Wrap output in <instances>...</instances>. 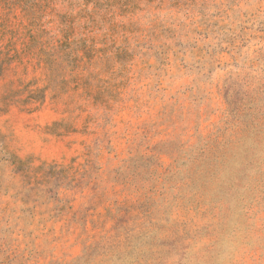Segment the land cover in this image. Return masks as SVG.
<instances>
[{
  "label": "rangeland",
  "instance_id": "374dc122",
  "mask_svg": "<svg viewBox=\"0 0 264 264\" xmlns=\"http://www.w3.org/2000/svg\"><path fill=\"white\" fill-rule=\"evenodd\" d=\"M0 264H264V0H0Z\"/></svg>",
  "mask_w": 264,
  "mask_h": 264
},
{
  "label": "clouds",
  "instance_id": "9594fccd",
  "mask_svg": "<svg viewBox=\"0 0 264 264\" xmlns=\"http://www.w3.org/2000/svg\"><path fill=\"white\" fill-rule=\"evenodd\" d=\"M221 248H222V251L224 253H226L228 251V243H227L226 239L225 240H222V242H221Z\"/></svg>",
  "mask_w": 264,
  "mask_h": 264
}]
</instances>
